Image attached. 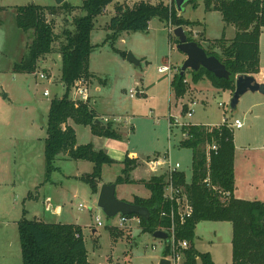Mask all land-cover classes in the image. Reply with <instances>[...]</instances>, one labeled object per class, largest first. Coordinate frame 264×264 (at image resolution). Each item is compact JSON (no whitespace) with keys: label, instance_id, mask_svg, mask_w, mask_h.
I'll return each instance as SVG.
<instances>
[{"label":"rangeland","instance_id":"rangeland-1","mask_svg":"<svg viewBox=\"0 0 264 264\" xmlns=\"http://www.w3.org/2000/svg\"><path fill=\"white\" fill-rule=\"evenodd\" d=\"M82 1L65 0L72 6L71 9L57 8L54 15H47L55 34L51 53L37 62L34 73H14L12 66L26 55L27 43L32 37L16 26L15 7L57 5L54 0H0V264H22L17 221L23 216L79 225L88 260L94 264H158L165 248L163 240L142 232L137 225L121 229L113 227L118 223L119 214L108 217L98 207L99 191L104 184L114 183L116 198L120 200H132L134 194L147 193L145 186H139L141 180H146L143 178L134 183L116 184L122 165L115 162L104 165L93 189L82 178L91 173V162L60 157L55 160L57 169L44 181V138L49 103L53 98L62 97L65 91L60 81L58 50L64 40L63 31L73 30V19L86 14ZM161 1L167 2L165 5L172 8L177 17L188 22L182 25L188 39L207 47L205 41L208 40L202 34L220 38L221 19L216 17L218 14L205 11L204 0H185L180 11L173 2L169 6L168 0ZM117 2L123 1L112 0L94 19L90 35L93 49L89 56L92 77L87 79L91 90L90 104L102 117H110L112 123L118 121L122 124L119 128L113 124V128L125 134L128 131L131 148L140 157L168 154L172 164H179L186 182H190L192 151L180 146L182 132L179 127H173L168 134L167 117L176 116L181 122L197 125H219L223 117H227L228 121L235 119V115L249 103L247 96L250 93L241 95L232 110L230 99L233 92L230 94L229 90L216 89L207 78H202L199 81L206 83H202L192 117L188 118L182 113L184 97L195 96L190 85L199 81L192 82L190 72L186 71L184 82L187 90L183 97L175 98L169 90V81L175 73L168 77L158 72V67L164 63L180 68L185 59L174 43L175 26L153 17L146 31L120 30L113 37L107 23ZM127 2L125 5L129 6L133 1ZM218 2L212 0L211 4ZM129 53L139 60V64L126 60ZM38 73H44L46 77L40 78ZM96 86L99 91L94 90ZM130 88L135 89L133 97L129 96ZM45 91L47 95H44ZM128 117H134L130 126L125 123ZM70 122L76 129L77 143H87L88 128ZM253 129L255 126L248 128L246 122L239 130L233 128L237 143H245L249 131L251 133ZM138 162V167L143 170L142 161L138 159ZM143 172L136 169L133 176L137 178ZM57 206L59 212L55 213ZM95 216H98L100 226H97ZM110 228L122 232L115 241L110 235ZM231 232L229 222L200 221L195 227L193 246L200 253H208L215 264H230ZM152 245L155 247L152 248Z\"/></svg>","mask_w":264,"mask_h":264},{"label":"trees","instance_id":"trees-1","mask_svg":"<svg viewBox=\"0 0 264 264\" xmlns=\"http://www.w3.org/2000/svg\"><path fill=\"white\" fill-rule=\"evenodd\" d=\"M211 6V0H204L206 10H218L226 24L235 27V35L227 40L220 38L207 42L203 47L206 54L215 56L229 72V78H216L204 68L191 74L196 83L207 78L216 89L234 91V79L238 74L254 75L259 71V36L264 28V0H218ZM112 0H83L82 8L86 14L73 19V30L63 31L64 40L59 46L60 81L64 94L60 98L50 100L46 136L44 138L45 179L47 181L57 169V158L75 161H89L92 171L82 178L93 189L96 180L100 179L104 165L115 161L103 149H95L92 143L77 144L76 134L69 121L89 127L93 135L121 139L113 128L111 121L102 123L91 106L90 98L86 103H75L69 98L71 86L77 79L87 80L92 77L89 71V56L93 45L90 35L94 28V19L103 13ZM64 1L57 6L28 4L15 7L16 26L31 34L27 43V53L12 66L14 73H34L37 62L52 51L55 39L50 20L47 15H54L57 8H70ZM157 17L160 21H169L172 25L182 26L188 22L175 15L172 8L159 2L151 4L147 0H139L131 7L124 3L115 4L114 13L110 17L107 28L116 36L120 30L146 31L148 23ZM171 39V37H170ZM188 40H191L189 38ZM177 39L174 43L177 44ZM172 43V42H171ZM216 49V50H215ZM88 81V80H87ZM170 90L175 98L184 96L187 85L184 75L176 73L170 80ZM182 113L187 107L182 106ZM187 138L180 141V146L192 151L191 180L186 182L182 171L175 172L173 179L176 185L184 188L192 207V214L174 226L176 241L186 240L188 248L183 250L186 264H215L208 253L198 252L193 241L195 227L200 221H226L231 224V264H264V202L258 200L237 199L234 191V143L233 130L220 125L209 131L205 125L188 124L181 128ZM212 139L217 144L216 152H210L208 168L202 148L205 142ZM121 174L117 183H134L131 171L138 165L137 158L127 155L121 161ZM208 172L209 183L203 182ZM165 174H153L141 183L150 192L149 197L134 196L132 203L146 207L149 219L140 218L142 232L152 235L156 230H163L170 224L167 217H160L162 210L169 211L170 204L163 199ZM214 187V188H213ZM22 264H94L88 260L82 229L76 224L48 223L24 216L17 221ZM110 235L115 241L122 234L119 229L110 228ZM77 234V236H76ZM169 235V234H167ZM165 248L163 256L169 254L168 239L163 240ZM195 257L198 259L196 260Z\"/></svg>","mask_w":264,"mask_h":264},{"label":"crops","instance_id":"crops-1","mask_svg":"<svg viewBox=\"0 0 264 264\" xmlns=\"http://www.w3.org/2000/svg\"><path fill=\"white\" fill-rule=\"evenodd\" d=\"M122 1L123 2H117L116 4L128 3L127 2L128 0H122ZM124 1H126V2H124ZM132 1L133 2H132V4L129 5V7H131L133 4H135L139 0H132ZM147 1L151 4H157L159 2L163 3L161 0H158L156 2H152V0H147ZM172 2L174 3V6H175V0H172ZM163 4H167V2H164ZM182 5H183V3H182ZM182 5H181V7H182ZM212 5L213 4H211V6ZM114 6H115V4H114ZM205 11H208L209 13H215V15L218 14V16H216V17H219L221 19V21H220V23H221L220 27L222 30L221 36L224 35V38L227 40H230L234 37L235 27L233 25L226 24L222 20V15H220L221 13L218 10H214V9L206 10L205 9ZM113 13H114V7H113ZM148 26H149V23H148ZM201 36L203 38H205L206 40H208V41H205V44H207V42H210L214 39L219 38V37L205 36L204 34H202ZM263 48H264V28H262L260 36H259V71L253 75L257 82H262V83H264ZM185 58H186V56H185ZM202 83H206V82L205 81H199L198 83H196V85H190L189 84L190 89L194 90L195 96L189 98L188 95H186V97H184L185 102H187L188 100H194L195 102H197L196 101L198 98L197 96L201 92L200 90L202 88ZM208 83H210V82H208ZM94 90L99 91V87L96 86ZM169 90H170V81H169ZM90 91L91 90L89 89V95L91 98ZM249 93H250L249 96H247L249 103L245 107L243 106V108L240 110V112H238V114L235 115V119H239L243 123V125H242V127L235 128V129L239 130V129L243 128V126L245 125V122H246V123H248V128L253 127V125H254L255 130L253 129V132H251V133L249 131V133H248L249 138L247 139V141L245 143H241V144L237 143L235 134L233 133V143H234V148H235L234 149V161H233V170H234L233 196L237 199H244V200H249V201L258 200V201L264 202V128H263V126H264V95L260 94L258 92H249ZM230 94H231V92H230ZM238 102H239V100H238ZM220 104L221 103H219V105ZM96 113H97V111H96ZM97 116H98V119L101 120L103 124L108 122L109 118H110L107 116L102 117V115H100V113H97ZM112 116H115V115H112ZM174 117H176V116H174ZM133 118L134 117H128V120L125 123L126 124L128 123V125L130 126L131 120ZM172 118H173L172 116L167 117L168 134L171 133L170 131L173 128L172 126L169 127L170 122L172 123V121H173ZM223 118H225V117H223ZM223 118H222V120H223ZM115 123L116 124H114V123L113 124L116 125L117 128L122 127V124H120L118 121H115ZM67 124L72 126L70 121ZM123 124H124V122H123ZM199 125H210V124H199ZM211 126H216V125H211ZM174 127H179V126H174ZM87 128L89 131V138H88L89 141L87 143H92L95 149L105 150V152L109 155V157H111L115 161V163L122 165L121 161L124 159V157L126 155L130 158H137V160L140 159L142 161L141 163H143V167H144L143 170H145L146 172H143V170L141 168H139L137 165V167L134 170L137 169L139 171H142L144 174L142 176L135 178L133 176L134 170H132L131 178L134 179V181L139 180L140 178L147 180L151 175L154 174L153 172H151L149 170V168L146 166L144 161L149 160L151 158H155V157L164 158V157L169 156L168 154H165V156H162L160 154H154L152 156L147 155V156L140 157L139 153L136 150L131 148V144L129 143V140H128V134H129L128 131L126 134L124 132H123L124 134L121 133L122 131H120V132L116 131L120 134L121 139H112V138H106V137H100V136L93 135L90 132L89 127H87ZM73 129H74V127H73ZM131 129L133 130V126L131 127ZM179 129L181 131L180 127H179ZM74 131L76 134V129H74ZM137 184H139V183H137ZM139 186L144 187L143 184H141V185L139 184ZM144 189L146 190L147 188H144ZM149 195H150L149 190L147 191V193H145V195H135L134 194V196H139V197H143V198H147V197H149ZM125 201L131 202L132 200L130 199V200H125ZM54 212L55 213L59 212V206L54 208ZM44 222H46V221H44ZM48 223H56V222H48Z\"/></svg>","mask_w":264,"mask_h":264},{"label":"built area","instance_id":"built-area-1","mask_svg":"<svg viewBox=\"0 0 264 264\" xmlns=\"http://www.w3.org/2000/svg\"><path fill=\"white\" fill-rule=\"evenodd\" d=\"M171 3H172V0H169L168 5L170 6ZM179 71H180L179 67L173 66L170 63H164L158 67V72L162 74H166L168 77L172 74V72L176 74ZM38 75L40 78L46 77L44 73H38ZM134 90L135 89L133 88L129 89L130 97L134 96ZM70 92H71V96L69 98L72 101H74L75 103L77 102L86 103L90 98L88 81L82 78L77 79L71 86ZM44 95H47V91L44 92ZM195 103L196 102L194 100H190V101L188 100L187 102L183 103V105L187 107L185 115L188 118L192 117L193 107ZM172 119L173 121L172 123L170 122L169 127L179 126L180 128H182L183 126H187L188 124H191L189 122L187 123V122L179 121L178 117H173ZM223 124L227 126V128L232 129V130L233 128H240L243 125V123L239 119H233L232 121H228L227 118H223L222 123L219 125H216L215 127L218 128L220 125H223ZM205 127H207L208 130L210 131L211 128L214 126L205 125ZM181 134H182V140L188 137L185 132H182ZM202 148L205 153L206 166L208 168V164L210 160V152L211 151L216 152L217 144L212 139L210 143L205 142ZM144 162L146 166L149 168V170L153 172L154 174H165L163 199L165 202L170 204V209L169 211L162 210L160 212V217H167L170 220V224L166 228L167 234H169L167 236V239H168V244L170 247V252L169 254L162 256V257L168 259L169 264H186L183 250L188 248V243L186 240H179V241L175 240L174 226H175L176 221L180 223L184 222L185 219L188 218L192 214L193 207H192V204L186 192L184 191V188L180 185H176L173 179V174L175 172L180 171L179 164L178 163L172 164L169 156L164 157V158L155 157V158L146 160ZM203 182H205L206 184L209 183L208 172ZM79 208L81 209L82 206L79 205ZM95 222L97 226H100L101 223H100L98 216H95ZM133 225H137L138 227H140V218L138 216H135V215L129 216V215L119 214L118 223L113 227H116L119 229L132 228ZM160 230H163V228H161ZM154 247L155 246L152 245V248ZM195 259L197 260L198 258L195 257Z\"/></svg>","mask_w":264,"mask_h":264},{"label":"water","instance_id":"water-1","mask_svg":"<svg viewBox=\"0 0 264 264\" xmlns=\"http://www.w3.org/2000/svg\"><path fill=\"white\" fill-rule=\"evenodd\" d=\"M56 5L62 4L65 0H54ZM185 0H175V6L178 11L181 10V5ZM173 35L177 39L176 48L182 52L186 58L180 66V75H184L186 71H198L204 68L206 71L211 72L216 78H229L230 74L225 69V66L213 55H207L205 50L200 47L197 42L188 40L186 33L182 26L173 29ZM126 60L134 65L139 63L132 54H127ZM234 91L230 99V108L234 109L238 103L241 95L246 92H258L264 95V83L257 82L254 76L248 74H238L234 79ZM116 185L114 183L104 184L101 186L97 205L100 207L104 214L112 217L116 214L121 215H138L139 217L148 220L149 211L146 207L136 205L132 202L120 200L115 195ZM154 238L165 240L167 233L163 230H156L152 233ZM158 264H169V260L161 257Z\"/></svg>","mask_w":264,"mask_h":264}]
</instances>
